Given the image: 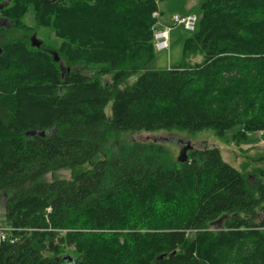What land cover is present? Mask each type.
Listing matches in <instances>:
<instances>
[{"label": "trees", "instance_id": "obj_1", "mask_svg": "<svg viewBox=\"0 0 264 264\" xmlns=\"http://www.w3.org/2000/svg\"><path fill=\"white\" fill-rule=\"evenodd\" d=\"M162 1L0 0V264H264L260 169L252 184L215 148L107 154L126 132L264 137V0H203L181 63L159 69ZM41 28L58 50L32 47Z\"/></svg>", "mask_w": 264, "mask_h": 264}, {"label": "rangeland", "instance_id": "obj_2", "mask_svg": "<svg viewBox=\"0 0 264 264\" xmlns=\"http://www.w3.org/2000/svg\"><path fill=\"white\" fill-rule=\"evenodd\" d=\"M202 3L203 0H165L159 4V11L154 14H158L154 17L156 23L153 26L154 33V44L155 33L157 31H163L166 27H173L171 33V48L168 51H157L158 61L157 67L159 69H166L173 65L181 63L183 59V48L181 41L187 39L192 33L185 30L184 27L175 26L173 17H197L198 21L202 15ZM161 13V14H160ZM26 25L33 29L35 21L33 15L30 13L25 19ZM0 24H4V21L0 20ZM198 24V23H197ZM8 25V24H7ZM197 29V25L195 30ZM158 33V32H157ZM20 35V34H19ZM17 35V36H19ZM22 35V33H21ZM29 35V40L33 35H37L39 41L44 43V47L50 51L58 50L61 46L62 41L56 37V33L52 29L41 28L37 32H33ZM22 58L24 54H21ZM200 62V59L196 60ZM103 81H111V76H106ZM135 79L131 80L133 83ZM112 102L108 104L105 108V114L108 119L112 117L111 110ZM242 127H235L234 129L226 132L223 136H220L214 130H204L200 132H187V131H156V132H126L121 133L113 137L107 148V154L114 152L118 146H131L137 143H159L163 145L168 150V156L172 162L178 161L179 154L185 143H191L194 150H204L207 149H218L222 160L226 162L229 166L235 168L239 172H244L250 175V182L253 184L256 180V173L254 170H259L264 172V137L261 133H249L247 134L246 141L233 140L234 136L240 132ZM239 141V142H238ZM104 156H99L96 162L101 160ZM93 165H86L79 169L80 172L92 169ZM260 174V173H259ZM55 175L49 174L46 180L52 181L54 178L70 180L72 178L71 171H61ZM264 182V178L262 179ZM4 209L0 207V221L2 222V227L0 231L2 232H14L4 224ZM213 231H219L220 228L215 226L212 228ZM57 232V231H56ZM62 232V231H61ZM66 231L62 232L63 234ZM195 232L189 231L188 234H194ZM6 237V233H5Z\"/></svg>", "mask_w": 264, "mask_h": 264}, {"label": "built area", "instance_id": "obj_3", "mask_svg": "<svg viewBox=\"0 0 264 264\" xmlns=\"http://www.w3.org/2000/svg\"><path fill=\"white\" fill-rule=\"evenodd\" d=\"M158 14H154V17H157ZM173 21L175 22V26L184 27L185 30L189 32H194L196 25L198 23V19L195 16L192 17H173ZM173 27H165L163 31H157L155 33V46L157 51H168L171 47V33ZM0 239L1 241L5 240V233L0 231Z\"/></svg>", "mask_w": 264, "mask_h": 264}, {"label": "water", "instance_id": "obj_4", "mask_svg": "<svg viewBox=\"0 0 264 264\" xmlns=\"http://www.w3.org/2000/svg\"><path fill=\"white\" fill-rule=\"evenodd\" d=\"M137 1H142V0H137ZM3 5H0V10L3 9ZM31 45L34 48H41L42 47V42L38 40L36 35H33V37L31 38ZM1 49H0V53H1ZM51 55L54 57V60L56 63L60 62V59L58 57V54L56 52H51ZM69 71V69H68ZM194 148L191 146V143H185L184 146L181 149V152L179 154L178 157V163L180 164H184L188 161L189 159V152H191Z\"/></svg>", "mask_w": 264, "mask_h": 264}, {"label": "bare ground", "instance_id": "obj_5", "mask_svg": "<svg viewBox=\"0 0 264 264\" xmlns=\"http://www.w3.org/2000/svg\"><path fill=\"white\" fill-rule=\"evenodd\" d=\"M171 48V47H170ZM170 50V49H169ZM171 69V68H170Z\"/></svg>", "mask_w": 264, "mask_h": 264}]
</instances>
